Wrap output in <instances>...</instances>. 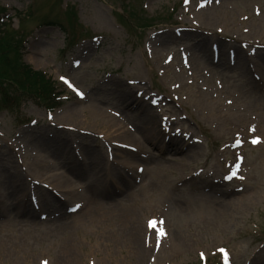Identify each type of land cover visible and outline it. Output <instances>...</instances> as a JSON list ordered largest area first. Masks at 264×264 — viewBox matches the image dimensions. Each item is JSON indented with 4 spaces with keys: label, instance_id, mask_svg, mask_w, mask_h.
Segmentation results:
<instances>
[{
    "label": "rangeland",
    "instance_id": "rangeland-1",
    "mask_svg": "<svg viewBox=\"0 0 264 264\" xmlns=\"http://www.w3.org/2000/svg\"><path fill=\"white\" fill-rule=\"evenodd\" d=\"M123 1L0 0V6L6 7L10 15L21 12L14 16V27L19 24L20 29L30 33L24 61L56 81L59 75L70 76L88 94L86 101L76 100L57 82L58 90L70 96L63 101L58 115L77 110V116L73 115L77 119H63L69 123L114 133L118 125L105 120V116L112 117L107 110L114 109L123 118L121 130L129 131L127 125L141 121L130 112L137 114L134 107L129 106L130 110L122 106L130 101L127 90L134 87L132 81L142 82L144 92L149 93L153 86L171 96L177 90L171 87L195 76L194 83L187 86L191 94H181V107L176 101L166 107L187 115L184 127L194 135V146L191 151L184 148L173 153L170 147L159 153L157 149L166 147L167 141L152 145L136 130L124 140L139 144L140 151L151 156L147 164L140 163L144 173L134 189L118 192L102 188L100 194L115 192L117 197L91 203L89 186L102 184L103 170L100 176L94 173L103 167L104 159L98 168L86 160V166L81 167L88 171L85 178L63 174L54 179L61 186L84 184L80 196L68 195L72 200H83V206L68 212L70 204L62 197L40 189L38 193H46L36 212L30 204L27 176L39 178L42 161L53 160L50 154L58 151L73 158V152L62 133L52 136L43 105L35 99L23 98L19 108L0 111V264H44L43 258L49 264H63L66 256L73 257L76 264H200L202 259L218 264L225 261L218 251L221 248L230 250V264H264V88L249 84V80L259 85L262 81L252 76L260 73L253 62H244L246 50L239 48L240 62L236 60L235 64L228 52L235 45L230 41L239 33L264 43V0H187L183 6L181 0H129L131 14L142 17L139 23L120 17L118 11L123 9L117 6ZM198 1L203 3L199 5ZM30 4L32 12L28 14ZM70 6L77 19L70 24L78 35L73 44L66 42L58 24L42 23L64 21L71 14L63 10ZM174 7L178 10L173 15ZM192 15L213 34L197 35L196 30L177 33L176 27L195 28ZM148 18L152 19L151 25L144 24ZM216 27L223 32H217ZM146 45L151 52L146 51ZM182 46L187 48L185 53L191 54L189 58L179 53ZM211 46L217 47L215 54ZM173 51L176 54L165 65L166 54ZM77 58L80 65L75 68L72 60ZM238 63L244 64L246 75ZM257 63L264 67L261 61ZM197 87L203 91L201 96L194 94ZM204 93L217 102L214 104L222 117L203 113L199 101ZM89 108L97 111L93 113ZM144 111L159 130L160 113L148 105ZM178 136L180 140L189 139L181 131ZM256 137L261 143L254 145L251 141ZM236 138L243 140L241 147H234ZM89 141L84 140L90 146H82L86 157L106 156L100 140ZM119 154L132 160L133 166L141 157L132 152ZM117 159L122 161L121 157ZM236 163L240 164L238 175L243 179H226L235 171ZM42 167L51 169L52 162ZM112 170L117 173L123 168ZM133 191V201L120 200ZM50 196H56L60 205H46ZM20 203L25 206L20 208ZM131 208L135 211L129 229L140 230L143 256L133 248L122 221L121 210L124 213ZM27 211L35 217L29 215L31 220H27L20 215ZM147 218L157 223L146 239L145 230L142 243ZM58 219L66 223V229H57ZM160 228L166 236L160 237L157 244Z\"/></svg>",
    "mask_w": 264,
    "mask_h": 264
},
{
    "label": "bare ground",
    "instance_id": "bare-ground-1",
    "mask_svg": "<svg viewBox=\"0 0 264 264\" xmlns=\"http://www.w3.org/2000/svg\"><path fill=\"white\" fill-rule=\"evenodd\" d=\"M204 54L205 55H208L209 57V54L207 53V51H204ZM240 62V61H238ZM239 65V68L240 70L243 72V75H246L247 72H246V68L244 66L243 63H238ZM259 66V70H261L263 76H264V67L262 65H258ZM127 95L130 97V101L129 102H124L122 103V106L123 107H129V106H132L134 107V109L137 111L138 113V118L141 120L140 123L137 124V130L138 132L144 136L145 135V138L146 140L151 143L152 145H157V143L164 139L165 138V134L156 129L155 126L152 124V122L150 121L148 115L145 113L144 111V107L146 105H148V102H147V98H137L136 96L137 95H133L134 98L132 97V88H129V90H127ZM212 104L213 102L210 101V99L208 97H206L205 95L203 96V99L201 100V106L203 108V110L208 114V115H214V113H217V115L221 116L222 115L218 112V109H214L212 107ZM93 113H95L97 111V108H89ZM132 112H134L133 110H131ZM73 115L77 116V110L73 113L71 112H66L62 118H60L56 124L58 125H65V124H68V125H73L74 127H79V125L77 124H73V123H69L63 119H77L75 118ZM112 117H107L108 120L110 122L113 123V125L115 126L116 124L119 125V121L118 119L114 118L115 116L113 114H111ZM174 121L175 124H179V120L178 118H173L172 119ZM79 128H82V127H79ZM106 130V129H104ZM94 132H96L95 130H92ZM98 133H104V131L102 132H98ZM116 134V138H119V141L120 142H127L129 144H133L134 146L136 147H139L140 145L135 143V142H129V141H125L124 138L126 136H133L132 133H129L127 131H122L120 128H117V131L114 132ZM106 137V135H105ZM65 143H63L64 145ZM66 145V144H65ZM117 146H121L120 144H116ZM184 145H185V142L182 141V140H179L178 138H171V141H170V147H171V151L173 153H178V152H181L184 148ZM87 146H90V144H87ZM117 146H114L112 149H114L115 151L116 150H119L120 152H123L125 153L126 149L122 150V148H119ZM191 148L192 147H187L186 149L191 151ZM72 149L76 150L78 152V149L76 147H72ZM168 150V147H159V152H163V151H167ZM51 158L54 160V164L53 166L55 167H61V169H64L65 171H67V173H62V172H59L58 170L56 169H49L47 170L46 172H44L42 174V180L44 182H47L53 189L57 190V191H60V192H68V193H73V192H76L75 189L79 188L81 186V183H71V184H68L66 186H61L60 184L56 183L54 181L55 177L56 176H60V175H63V174H66V175H72V176H75V177H79V178H85V172L83 171L82 168H80L77 163H75V160L74 159H71V158H68V157H64L63 155H61L58 151L54 152L53 154H50ZM120 157L119 154H115V157ZM115 157L113 156L112 157V162H116L115 161ZM81 158H83V156H81ZM101 156L99 155H96L95 157H93L91 160L94 164H96L97 168L99 166H101ZM126 161V160H125ZM122 162V164L125 163ZM43 164V163H41ZM106 164V168L105 166L100 168L99 170H96L95 171V175L96 176H100L101 173H102V170H104V174H103V177H102V184L100 185H97V186H90V190H91V203H95L96 201L100 202V197H102V195H99L97 193H100L102 191V188H106V189H112L114 185L118 186L120 189H122V191L126 190L127 187H129L131 184H130V177L126 174V175H118L117 179L119 180V184H116L114 183V177H112V173H111V167L109 166V163H105ZM127 165H131L130 162L127 161V163H125ZM44 165V164H43ZM86 171V170H85ZM61 177V176H60ZM60 177L56 178V179H59ZM68 179V177H67ZM80 182V181H78ZM135 191L131 192L130 194H126L124 196H122V198H120V200H126L128 199L129 201H133L134 198L136 197L135 196ZM120 204H122V202H120ZM19 205V204H18ZM17 205V207H18ZM133 211H135L134 208H131L129 209V211H126L124 213H122V210H121V214H122V221H123V224L126 226V230L129 232V235H130V242L131 244L133 245V248L136 250V252L138 254H140L141 256H143L144 254V247H140L139 245V237H140V230H134V231H130L129 229V224H130V217L133 213ZM56 222L59 223V225L57 226V229L60 228V229H66V223L64 224V221L58 219ZM142 230V228H141ZM142 232V231H141ZM145 235V231L143 229V233H142V243H143V236ZM63 264H76V260L71 257V256H66V257H63Z\"/></svg>",
    "mask_w": 264,
    "mask_h": 264
},
{
    "label": "snow or ice",
    "instance_id": "snow-or-ice-1",
    "mask_svg": "<svg viewBox=\"0 0 264 264\" xmlns=\"http://www.w3.org/2000/svg\"><path fill=\"white\" fill-rule=\"evenodd\" d=\"M61 79H62L66 84H68L69 87H72L74 91H77V94H78V95H80L81 97L83 96V93H81V92H79L77 89H75V87L71 84V82L68 81L65 77H61ZM252 131L254 132V131H255V128H253ZM236 143H237L238 146H242L243 141H241V140H237ZM251 143L254 144V145H255V144H259V143H261V140H260L259 137H256V138L252 139ZM239 159L242 161V160H243V157H240ZM234 168H235V171H232L231 174L228 175V176L226 177V179H228V180H232L233 177H236V178H239V179H243L242 176H239V175H238V173H239V169H240V164H239V163H236V164L234 165ZM156 223H157V222H155V221L152 222V226H153L154 228L156 227ZM159 223H160V224H163V221H160ZM156 235H157V237H158V239H157V244H159V238H160V237H164V236H166V233H165V231H164L163 228H160V229L158 230V232L156 233ZM218 251L223 255L224 260H225V264H230V262H229V254H228V252H227L225 249H222V248H221V249H218ZM202 255H203V254H202ZM44 264H47V262L45 261Z\"/></svg>",
    "mask_w": 264,
    "mask_h": 264
},
{
    "label": "trees",
    "instance_id": "trees-1",
    "mask_svg": "<svg viewBox=\"0 0 264 264\" xmlns=\"http://www.w3.org/2000/svg\"><path fill=\"white\" fill-rule=\"evenodd\" d=\"M9 43L5 42V39L1 38L0 39V60H6L7 54L10 52V49H8ZM6 50L7 54H6ZM28 80L27 83L35 89H38V86L44 87L45 82V77L42 75L40 72H36V74H27ZM35 83V84H34ZM49 90V87L47 88Z\"/></svg>",
    "mask_w": 264,
    "mask_h": 264
}]
</instances>
